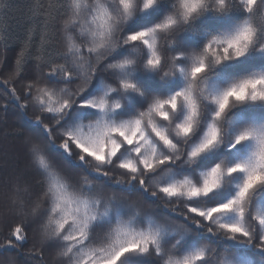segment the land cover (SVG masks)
Here are the masks:
<instances>
[{
  "label": "snow or ice",
  "instance_id": "6c2138e0",
  "mask_svg": "<svg viewBox=\"0 0 264 264\" xmlns=\"http://www.w3.org/2000/svg\"><path fill=\"white\" fill-rule=\"evenodd\" d=\"M0 46V264H264V0H0Z\"/></svg>",
  "mask_w": 264,
  "mask_h": 264
},
{
  "label": "trees",
  "instance_id": "16d2710c",
  "mask_svg": "<svg viewBox=\"0 0 264 264\" xmlns=\"http://www.w3.org/2000/svg\"><path fill=\"white\" fill-rule=\"evenodd\" d=\"M15 57L16 51L5 50L0 46V60L7 59L11 62ZM10 73L11 68L4 69L3 66L0 65V78H6ZM0 119L7 122L6 124L0 123V127H4L5 129V133L18 131L21 128V124L18 122L19 118L14 115L0 114ZM24 167L25 162L20 139L16 136L0 133V218L11 208L7 199L11 194L8 181L12 179L18 171L23 170ZM0 244H3L2 238H0ZM27 247H30V245ZM15 255V252L11 251L0 254V262L4 261L7 257H14Z\"/></svg>",
  "mask_w": 264,
  "mask_h": 264
}]
</instances>
